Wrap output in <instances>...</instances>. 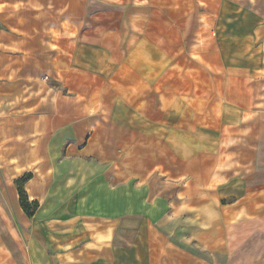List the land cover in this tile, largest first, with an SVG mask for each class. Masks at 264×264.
<instances>
[{
	"label": "crops",
	"instance_id": "0c3cea01",
	"mask_svg": "<svg viewBox=\"0 0 264 264\" xmlns=\"http://www.w3.org/2000/svg\"><path fill=\"white\" fill-rule=\"evenodd\" d=\"M0 264H264V0H0Z\"/></svg>",
	"mask_w": 264,
	"mask_h": 264
},
{
	"label": "trees",
	"instance_id": "16d2710c",
	"mask_svg": "<svg viewBox=\"0 0 264 264\" xmlns=\"http://www.w3.org/2000/svg\"><path fill=\"white\" fill-rule=\"evenodd\" d=\"M30 174H25L21 178L15 181L17 186L19 203L23 210V212L28 216L32 217L34 212L36 211L38 204L35 201H29L27 198V194L23 188L24 183L30 178Z\"/></svg>",
	"mask_w": 264,
	"mask_h": 264
},
{
	"label": "rangeland",
	"instance_id": "374dc122",
	"mask_svg": "<svg viewBox=\"0 0 264 264\" xmlns=\"http://www.w3.org/2000/svg\"><path fill=\"white\" fill-rule=\"evenodd\" d=\"M52 94V90H47V94L49 95V94Z\"/></svg>",
	"mask_w": 264,
	"mask_h": 264
}]
</instances>
